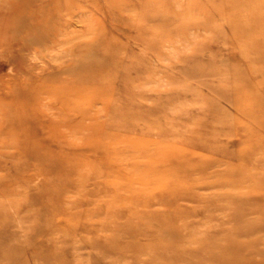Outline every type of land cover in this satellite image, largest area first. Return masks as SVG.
Wrapping results in <instances>:
<instances>
[{"label":"rangeland","instance_id":"obj_1","mask_svg":"<svg viewBox=\"0 0 264 264\" xmlns=\"http://www.w3.org/2000/svg\"><path fill=\"white\" fill-rule=\"evenodd\" d=\"M226 1L0 0V264H229L263 237L238 232L264 199V0Z\"/></svg>","mask_w":264,"mask_h":264},{"label":"bare ground","instance_id":"obj_2","mask_svg":"<svg viewBox=\"0 0 264 264\" xmlns=\"http://www.w3.org/2000/svg\"><path fill=\"white\" fill-rule=\"evenodd\" d=\"M230 3H232V5L233 4H239V5L243 6L241 12H237L235 17H238V16L243 17L244 16L243 18H246L245 14H244L245 9H246L245 13L247 15L249 14L251 17L257 18L258 15H260V13H258V11H260L258 6L254 8L252 6L247 5L243 0L242 1H240V0H234V1L233 0H227L224 5H229ZM229 15L230 14L226 15L225 22H227ZM247 17L250 18L249 16H247ZM234 19L236 20L237 18H234ZM240 21H242V18H240ZM245 21H246V19H245ZM33 38H37V34H31L29 36L30 45L33 43L32 42ZM171 149L172 148L168 149L167 147L163 149V147H162L161 152H162V154L174 155L178 151V150H171ZM261 182L263 184H261L259 186L264 189V180H262ZM255 202H256V206H258L256 209H257V212L259 214V218L257 219L256 223H252V224L248 225V227H246V228H241L238 232V234H239L238 236H241V235L245 236V235L251 234L255 231H264V199H261L260 202H257V201H255ZM263 239H264V235H263V237H260L257 239H253V240L249 239V240L241 241V242H238L236 240H234V241L231 240V241H229V243H227L226 245L219 248V251L221 253L229 252L230 256L228 257V259L225 260V262L229 263V264H239L242 261H244L245 264H264V250H261L258 247V244ZM256 254L261 256V259L259 262H255V260H254Z\"/></svg>","mask_w":264,"mask_h":264}]
</instances>
